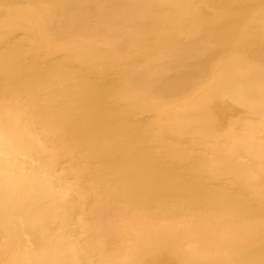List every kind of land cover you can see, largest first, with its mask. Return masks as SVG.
I'll return each instance as SVG.
<instances>
[{
	"label": "bare ground",
	"instance_id": "6f19581e",
	"mask_svg": "<svg viewBox=\"0 0 264 264\" xmlns=\"http://www.w3.org/2000/svg\"><path fill=\"white\" fill-rule=\"evenodd\" d=\"M0 264H264V0H0Z\"/></svg>",
	"mask_w": 264,
	"mask_h": 264
}]
</instances>
